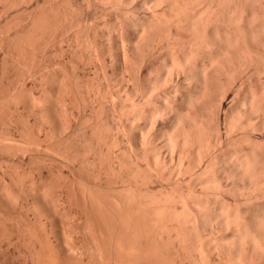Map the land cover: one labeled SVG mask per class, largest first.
<instances>
[{
    "label": "bare ground",
    "instance_id": "bare-ground-1",
    "mask_svg": "<svg viewBox=\"0 0 264 264\" xmlns=\"http://www.w3.org/2000/svg\"><path fill=\"white\" fill-rule=\"evenodd\" d=\"M0 159V264H264V0H0Z\"/></svg>",
    "mask_w": 264,
    "mask_h": 264
},
{
    "label": "rangeland",
    "instance_id": "rangeland-1",
    "mask_svg": "<svg viewBox=\"0 0 264 264\" xmlns=\"http://www.w3.org/2000/svg\"><path fill=\"white\" fill-rule=\"evenodd\" d=\"M15 139H20V137L17 135V136H15ZM22 139V138H21ZM19 156V155H18ZM26 160H28L27 158H26ZM24 161H25V159H24ZM23 162V161H22ZM25 162H28V161H25ZM25 162H23V163H21V164H23L21 167H19V170H25V168H26V170L28 169V170H30L31 168H32V165H34L33 167H35L36 166V164H31V163H25ZM0 163L2 164V165H4V162H2V160L0 159ZM8 164H11V165H14V163L11 161V162H9ZM26 164V165H25ZM3 170H6V166H4L3 168L2 167H0V174H3ZM7 177V176H6ZM5 177V179H7V182H8V184H9V186H10V188L13 190V191H15V192H18L19 190H20V188L22 187V182L21 181H23V180H18L17 182H15V181H11V180H8V177L6 178ZM16 184H15V183ZM23 183H24V181H23ZM19 193V192H18ZM3 203V202H2ZM11 207H10V205L9 204H7V203H3V204H0V212H11Z\"/></svg>",
    "mask_w": 264,
    "mask_h": 264
}]
</instances>
